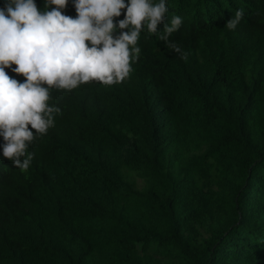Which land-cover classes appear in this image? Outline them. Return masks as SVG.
Instances as JSON below:
<instances>
[{
  "label": "trees",
  "instance_id": "1",
  "mask_svg": "<svg viewBox=\"0 0 264 264\" xmlns=\"http://www.w3.org/2000/svg\"><path fill=\"white\" fill-rule=\"evenodd\" d=\"M167 7L188 62L142 32L126 81L52 90L26 173L0 155V264H264V0Z\"/></svg>",
  "mask_w": 264,
  "mask_h": 264
},
{
  "label": "clouds",
  "instance_id": "2",
  "mask_svg": "<svg viewBox=\"0 0 264 264\" xmlns=\"http://www.w3.org/2000/svg\"><path fill=\"white\" fill-rule=\"evenodd\" d=\"M71 2L75 16L62 11L69 0H43V8L36 0H4L0 7V137L5 142L0 144V155L21 173L30 169L34 159L28 151L31 142L48 132L61 111L50 103L53 89L70 91L90 81L103 85L126 81L132 62L140 58L138 40L145 31L158 36L180 60L188 62L191 55L171 39L184 17L175 13L169 17L167 0ZM122 10L123 19L114 23ZM243 16L244 10L236 9L224 27L236 30ZM6 69L25 79L9 75Z\"/></svg>",
  "mask_w": 264,
  "mask_h": 264
},
{
  "label": "rangeland",
  "instance_id": "3",
  "mask_svg": "<svg viewBox=\"0 0 264 264\" xmlns=\"http://www.w3.org/2000/svg\"><path fill=\"white\" fill-rule=\"evenodd\" d=\"M137 183L139 186H141V181L139 179L137 180Z\"/></svg>",
  "mask_w": 264,
  "mask_h": 264
}]
</instances>
